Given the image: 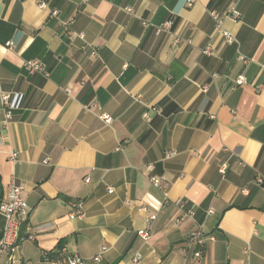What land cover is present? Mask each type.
Wrapping results in <instances>:
<instances>
[{"label":"crops","instance_id":"crops-1","mask_svg":"<svg viewBox=\"0 0 264 264\" xmlns=\"http://www.w3.org/2000/svg\"><path fill=\"white\" fill-rule=\"evenodd\" d=\"M46 2L0 0V199L13 178L29 206L0 264H67L45 258L62 246L81 264H264V0ZM231 6L239 17L217 28L211 13ZM151 175L169 182L166 202ZM177 198L194 210L180 223ZM196 226L214 237L200 260Z\"/></svg>","mask_w":264,"mask_h":264},{"label":"built area","instance_id":"built-area-1","mask_svg":"<svg viewBox=\"0 0 264 264\" xmlns=\"http://www.w3.org/2000/svg\"><path fill=\"white\" fill-rule=\"evenodd\" d=\"M37 5L39 7H45L47 2L46 0H35ZM124 9L128 12L132 11V8L130 6H125ZM51 14L57 15V10H52ZM212 17L216 21V26L217 28H221L223 24V19L224 18H231V19H237L239 17V12L234 6H231L228 11L224 14H219L217 12H212L211 13ZM172 20H166L160 24L155 25L154 30L156 34H160L163 32H168L171 27H172ZM143 25H147L148 23L146 21H142ZM223 37L227 42H232L235 40L233 34H231L227 30H222ZM174 42L179 41V37L175 36L173 39ZM7 47H11V42L8 41L5 44ZM205 52L209 51V47H206ZM241 59H244L242 56L240 57ZM24 67L29 73H42L46 74L44 71V66L43 63L40 62L39 60L36 59H30L24 61ZM239 83L243 81V77L239 76L237 79ZM1 103L2 107L5 110V118L9 119L11 117L10 111L7 110L6 108L9 106V94L3 93L1 94ZM95 104H92L94 106ZM157 109L155 107H151L150 110H145L142 114L143 118L146 121L151 120V111H156ZM100 117L106 122L110 123L111 122V116L107 113H101ZM175 152L172 151H166L164 154V157H170L174 155ZM17 153L12 152L11 153V158L16 159ZM44 162L47 161V158L43 160ZM148 169L152 168L151 164L147 165ZM225 169V166H222L220 168L221 172H223ZM89 178H86L85 181H88ZM150 184L159 190H162L164 199L163 201H167V194L166 190L169 186V182L163 178V177H158L151 175L148 178ZM256 182L258 184H262L264 187V178L258 177L256 179ZM24 191V186L22 184H18L15 182V180L12 178L10 182L7 184L6 189H5V194L3 198L0 199V214L4 217V225L1 230L0 234V253H13L15 249L17 248V243L20 238V230H21V225L23 224L24 220L27 218L29 214V206L26 202V199L23 194ZM107 191L109 193L113 192V187L108 186ZM68 204L72 208L71 215L74 216H82L83 212L80 207V203L75 200H70ZM173 204L176 207L178 214L175 217V222L180 223L183 218H192L194 215V210L187 204L186 201H184L181 198H177L173 200ZM141 209L145 210V206H141ZM208 212H212V210H208ZM157 218V214L155 213H150L148 215V218L145 222V226L138 230V235L143 238V239H148L151 235L152 232V227H153V222ZM213 235L207 234V232L204 230L202 226H196L195 228L191 229L186 237V243L189 246L195 247L194 251V256L197 260H200L204 253H205V246L206 242L208 240H213ZM107 248L103 246L101 248L102 251H105ZM60 254L63 255L64 261L67 264H81L85 260L79 256L77 253L72 252L66 248V246H62L60 248ZM46 259H48L45 256ZM94 261H99L100 260V253L96 254L92 258ZM140 259V255L136 254L132 260L134 262H138Z\"/></svg>","mask_w":264,"mask_h":264},{"label":"trees","instance_id":"trees-1","mask_svg":"<svg viewBox=\"0 0 264 264\" xmlns=\"http://www.w3.org/2000/svg\"><path fill=\"white\" fill-rule=\"evenodd\" d=\"M45 256L50 260H64V257L60 254L59 250L45 252Z\"/></svg>","mask_w":264,"mask_h":264}]
</instances>
